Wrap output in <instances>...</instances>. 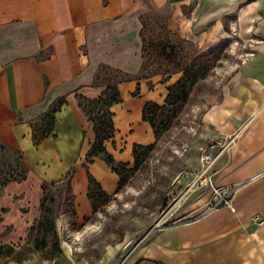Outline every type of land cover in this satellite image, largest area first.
<instances>
[{"label": "crops", "instance_id": "0c3cea01", "mask_svg": "<svg viewBox=\"0 0 264 264\" xmlns=\"http://www.w3.org/2000/svg\"><path fill=\"white\" fill-rule=\"evenodd\" d=\"M151 1L162 6L170 0ZM187 2L170 4L168 27L173 32L199 46L216 42L228 33L221 19L231 15L238 24L234 39H250L253 48L223 88L220 100L204 116L208 128L227 139L213 163L212 175L214 184L231 190L230 204L162 224L137 247L135 260L264 264V0H198L189 16L181 8ZM147 9L144 0H0V140L20 152L28 175L35 176L40 186L73 169L78 225L93 213L83 162L95 134L76 94L100 95L104 86L92 83L100 64L130 74L139 72V17ZM176 78L119 83L121 101L110 108L114 136L104 143L115 161L128 162L131 167L133 144L155 140L150 123L142 118L144 103H163L167 85ZM61 96L65 103L55 113L50 134L34 145L31 120ZM88 170L106 193L117 190L119 176L105 160L95 157ZM204 202L197 200L188 208ZM109 249L94 264H109L113 257ZM50 264L76 263L65 258Z\"/></svg>", "mask_w": 264, "mask_h": 264}, {"label": "rangeland", "instance_id": "374dc122", "mask_svg": "<svg viewBox=\"0 0 264 264\" xmlns=\"http://www.w3.org/2000/svg\"><path fill=\"white\" fill-rule=\"evenodd\" d=\"M144 1L148 6L145 13L150 14L149 25L153 27L146 36L156 42L159 34L167 31L165 26L172 31L166 17L168 8ZM187 1L181 8L189 16L198 0ZM221 21L228 33H223L225 36L218 41H205L201 46L191 40L188 45L182 44L189 59L194 58L193 49L201 54L200 79L187 101L174 106L171 123L160 125L161 135L154 148L143 155L133 171L125 173L121 187L99 202L98 211L82 225L73 224L55 186L50 187V192L56 200L46 206L49 223H37L42 189L35 176L27 174L24 180L0 188V264H50L65 258L76 264H94L107 248L110 253L113 251L109 264H131L137 247L158 228L151 229L154 224L194 218L217 201L208 176L213 180V163L226 147L227 139L215 135L204 116L219 101L243 58L253 52L250 39H234L238 25L235 17L224 16ZM161 58L158 54L150 66L164 70L166 62ZM180 75L181 72L173 73L169 78ZM158 76L165 77L157 74L150 78ZM3 155L11 158L8 153ZM200 199L205 202L188 208ZM55 218L57 233L52 224Z\"/></svg>", "mask_w": 264, "mask_h": 264}, {"label": "trees", "instance_id": "16d2710c", "mask_svg": "<svg viewBox=\"0 0 264 264\" xmlns=\"http://www.w3.org/2000/svg\"><path fill=\"white\" fill-rule=\"evenodd\" d=\"M175 0H170L164 5L168 9L167 18L171 17L173 8L170 4ZM149 13L142 14L139 19L141 22L140 37L142 41V65L138 73L130 74L125 71L113 68L109 65L100 64L93 76V85L104 86L100 95L96 98H88L81 94H76V99L79 107L84 111L87 119L92 123L93 131L95 134L94 140L90 149L86 153L83 166L86 169V176L88 179L87 196L90 199L93 213L98 211V203L105 198H110V194L106 193L100 183L92 176L88 170V163H91L95 157H99L110 166L119 176L118 188L125 181V173L133 171L142 160L144 154L149 153L157 144L161 132V126L171 123L175 116V105L187 101L194 85L200 79L198 75L199 67L202 64L201 54L193 49V59H189L188 53L183 47V43L189 44L187 39H182L176 32L170 31L167 26V31L161 32L156 42L148 40L146 31L153 30L149 25ZM186 40V41H185ZM153 51L156 54L153 55ZM158 54L162 56V61L166 62V68L160 70L157 65H151L152 60L158 58ZM206 66V65H202ZM181 72L180 77L172 83L167 85V94L163 103L159 104L154 101H146L142 109V118L147 120L154 132L155 140L149 144L142 145L134 143L132 147L133 165L128 167V162L115 161L112 154L107 151L105 141L114 136L113 125V112L110 110L114 103L120 102L121 97L119 94L118 85L124 81L139 80L164 74L160 81L165 82L169 79V75ZM149 88L152 87L151 81H147ZM138 88L135 89L133 94H137ZM220 100V99H219ZM65 103V97L61 96L56 98L49 106V108L31 120L32 127V143L38 145L41 140L50 134L53 128L54 116L57 110ZM161 125V126H160ZM4 153L11 155V158L5 159ZM0 188L12 181H22L26 178L29 167L17 150H11L0 140ZM73 169H69L67 173L60 179L55 181H43L41 183L42 196L40 199L39 207L40 213L37 219L39 225L49 223L47 213V204L56 200L55 196L51 194L50 187L55 186L61 192L65 209L73 224L75 223L74 215V194L71 187V176ZM56 219L52 220V224L56 229ZM88 219V218H87ZM166 264L154 258L143 257L135 260L132 264Z\"/></svg>", "mask_w": 264, "mask_h": 264}, {"label": "built area", "instance_id": "2783aa9c", "mask_svg": "<svg viewBox=\"0 0 264 264\" xmlns=\"http://www.w3.org/2000/svg\"><path fill=\"white\" fill-rule=\"evenodd\" d=\"M248 55H250V53ZM208 179L210 181V184H211L212 188L214 189V192L218 195V199H217V201L214 204L209 205L206 208V210H204V212H206L208 210H211V209H213V208H215V207H217L218 205H221V204L229 205L230 204L229 196H230L231 190L227 189V188H224V187H221V186H218L216 184H213V180H212L210 175L208 176Z\"/></svg>", "mask_w": 264, "mask_h": 264}, {"label": "water", "instance_id": "95a60500", "mask_svg": "<svg viewBox=\"0 0 264 264\" xmlns=\"http://www.w3.org/2000/svg\"><path fill=\"white\" fill-rule=\"evenodd\" d=\"M155 227H159V224H154L153 227H152L151 229H153V228H155Z\"/></svg>", "mask_w": 264, "mask_h": 264}]
</instances>
